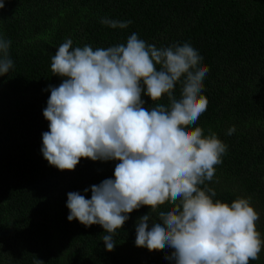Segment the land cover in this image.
<instances>
[{
    "label": "trees",
    "instance_id": "1",
    "mask_svg": "<svg viewBox=\"0 0 264 264\" xmlns=\"http://www.w3.org/2000/svg\"><path fill=\"white\" fill-rule=\"evenodd\" d=\"M104 17L132 23L111 28L100 23ZM132 33L158 48L190 43L203 57L209 104L193 127L228 146L208 186L214 199L248 198L264 238V0H5L0 38L11 40L14 68L0 76V264H173L165 258L170 249L135 244L136 222L149 206L117 230L113 251L102 226L68 220L67 193L90 199L84 189L114 178L118 161L82 158L74 171H61L41 152L46 89L62 82L51 72L58 47L70 38L74 48H107L126 44ZM143 98L149 109L168 104L167 97ZM250 264H264V250Z\"/></svg>",
    "mask_w": 264,
    "mask_h": 264
},
{
    "label": "clouds",
    "instance_id": "2",
    "mask_svg": "<svg viewBox=\"0 0 264 264\" xmlns=\"http://www.w3.org/2000/svg\"><path fill=\"white\" fill-rule=\"evenodd\" d=\"M100 23L124 29L132 21L104 17ZM10 46L11 40L0 38V76L14 68ZM202 60L190 43L158 48L136 33L126 44L95 50L74 48L68 38L51 57V72L62 82L46 89L49 130L42 133L41 152L61 171H74L82 158L118 161L114 178L84 189L91 191L90 199L67 193L68 220L102 226L108 251L130 214L149 206L136 222L137 247L170 249L165 258L173 264L260 259V213L248 198L214 199L216 190L208 186L228 146L214 132L205 135L202 127H193L209 104L202 94L209 68ZM144 96L152 102L167 97L168 104L149 109ZM235 131L232 126L226 134ZM165 204L169 207L161 210Z\"/></svg>",
    "mask_w": 264,
    "mask_h": 264
}]
</instances>
